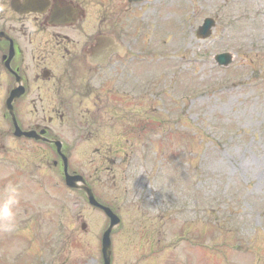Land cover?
I'll list each match as a JSON object with an SVG mask.
<instances>
[{
	"label": "rangeland",
	"instance_id": "rangeland-1",
	"mask_svg": "<svg viewBox=\"0 0 264 264\" xmlns=\"http://www.w3.org/2000/svg\"><path fill=\"white\" fill-rule=\"evenodd\" d=\"M109 13L115 14L111 7ZM144 13L147 27L160 17L168 22L162 31L157 25L156 33L140 32L136 15L132 48L155 55L125 60L141 84L150 78L142 85L140 120L151 126L137 146L111 148L105 158L100 133L73 146L74 128L55 121L71 167L122 217L112 234V263L264 264V0H153ZM206 16L216 17V26L198 39ZM223 51L234 54L228 68L214 58ZM6 83L0 79L1 92ZM107 118L101 132L108 137L133 123L117 109ZM1 119L0 193L15 183L22 198L17 230L0 233V264H102L105 213L65 186L51 166L52 148L7 136ZM187 235L191 240H183Z\"/></svg>",
	"mask_w": 264,
	"mask_h": 264
},
{
	"label": "flooded vegetation",
	"instance_id": "flooded-vegetation-1",
	"mask_svg": "<svg viewBox=\"0 0 264 264\" xmlns=\"http://www.w3.org/2000/svg\"><path fill=\"white\" fill-rule=\"evenodd\" d=\"M70 1L80 13L66 15V22L56 23L49 18L48 12L21 14L11 8L10 0H0V32L6 33L0 34V64H4L3 57L9 55L11 49L13 51L7 95L16 83V71L21 75L25 88L14 106L21 118L20 124L27 129L41 125L39 131L45 128V137L50 139L58 137L55 129L62 132L55 126V121L91 111L75 108L93 100L91 80L112 68L120 71L121 67V60H117L115 55L107 66L102 67L91 63L88 53L91 46L96 47L98 34L108 35L111 31H116V36L124 34L122 23L109 15L88 13L89 0ZM101 99L100 95L96 96L98 117L106 111L99 104ZM37 141L39 146H46L45 140Z\"/></svg>",
	"mask_w": 264,
	"mask_h": 264
},
{
	"label": "clouds",
	"instance_id": "clouds-1",
	"mask_svg": "<svg viewBox=\"0 0 264 264\" xmlns=\"http://www.w3.org/2000/svg\"><path fill=\"white\" fill-rule=\"evenodd\" d=\"M21 198L15 183L7 184L0 193V233L11 234L17 230Z\"/></svg>",
	"mask_w": 264,
	"mask_h": 264
},
{
	"label": "water",
	"instance_id": "water-1",
	"mask_svg": "<svg viewBox=\"0 0 264 264\" xmlns=\"http://www.w3.org/2000/svg\"><path fill=\"white\" fill-rule=\"evenodd\" d=\"M110 253H111V243L109 239V232L107 231L105 233L103 240V254H104L105 264H110Z\"/></svg>",
	"mask_w": 264,
	"mask_h": 264
}]
</instances>
